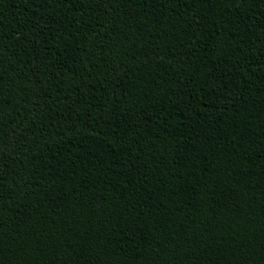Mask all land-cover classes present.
I'll return each instance as SVG.
<instances>
[{
    "label": "trees",
    "instance_id": "16d2710c",
    "mask_svg": "<svg viewBox=\"0 0 264 264\" xmlns=\"http://www.w3.org/2000/svg\"><path fill=\"white\" fill-rule=\"evenodd\" d=\"M0 264H264V0H0Z\"/></svg>",
    "mask_w": 264,
    "mask_h": 264
}]
</instances>
